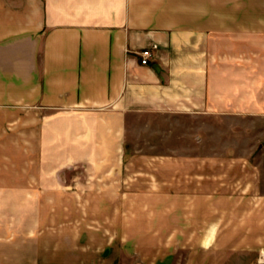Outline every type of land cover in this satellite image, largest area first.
Here are the masks:
<instances>
[{
  "label": "crops",
  "instance_id": "crops-1",
  "mask_svg": "<svg viewBox=\"0 0 264 264\" xmlns=\"http://www.w3.org/2000/svg\"><path fill=\"white\" fill-rule=\"evenodd\" d=\"M263 159L264 0H0V264H261Z\"/></svg>",
  "mask_w": 264,
  "mask_h": 264
},
{
  "label": "built area",
  "instance_id": "built-area-1",
  "mask_svg": "<svg viewBox=\"0 0 264 264\" xmlns=\"http://www.w3.org/2000/svg\"><path fill=\"white\" fill-rule=\"evenodd\" d=\"M139 56H140V62L143 65H149L151 64L152 58H153V52L151 49L149 48H144L142 50H140L139 52ZM260 263L264 264V256H260Z\"/></svg>",
  "mask_w": 264,
  "mask_h": 264
},
{
  "label": "rangeland",
  "instance_id": "rangeland-1",
  "mask_svg": "<svg viewBox=\"0 0 264 264\" xmlns=\"http://www.w3.org/2000/svg\"><path fill=\"white\" fill-rule=\"evenodd\" d=\"M256 159L257 158H254L255 161H256ZM252 160H253V158H251V162H252ZM262 166H264V159H263ZM130 252H132V251H129V253H128V251L125 252V258L124 259L121 258V264H148L147 261L141 262L139 257L137 259L134 258V256L130 255L131 254Z\"/></svg>",
  "mask_w": 264,
  "mask_h": 264
}]
</instances>
